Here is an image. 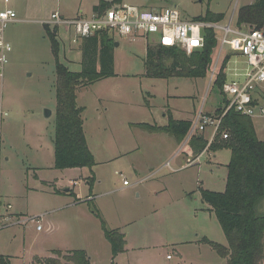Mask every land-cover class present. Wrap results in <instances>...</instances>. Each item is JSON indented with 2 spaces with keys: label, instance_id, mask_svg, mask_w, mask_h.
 <instances>
[{
  "label": "rangeland",
  "instance_id": "374dc122",
  "mask_svg": "<svg viewBox=\"0 0 264 264\" xmlns=\"http://www.w3.org/2000/svg\"><path fill=\"white\" fill-rule=\"evenodd\" d=\"M66 1L61 0V4ZM125 2L156 10L177 6L187 19L209 13L221 14L224 17L217 23L227 26L231 19L237 21L241 7L255 0ZM8 4L16 8L18 19L6 23L3 33L12 49L6 53L7 62L3 75H0V109L9 113L0 119V264H42L41 259L56 257L53 252L56 249L62 250L63 254L85 249L92 256V264H113L115 261L116 264H227L210 244L195 240L207 238L228 243L216 211L202 199L201 191L203 188L219 192L226 190L231 150L203 151L198 161L188 164L187 169H179L177 167L187 163V159L192 161L198 156L186 148L193 136L199 134H189L186 142H180V163L168 159L170 156H161V161L152 164L147 159L158 147L151 145L152 140H148L146 131L137 128L138 145L142 146L139 154H133L130 160L124 156L110 161L113 154L125 147H118L109 131L100 137V121L95 111L98 94L112 97L116 94L129 99L136 90L134 98L137 100L141 92L152 94L150 114L138 112L137 121L153 122V114L158 122L163 123L165 108H171L180 118L192 120L200 112L214 114L224 106L225 96L212 81L210 71L202 78L147 76L145 60L149 46L157 45L154 43L156 35L133 41L115 34L114 74L78 92L83 91L79 96L80 103L90 109L85 115L87 123L84 114L83 119L92 150L97 153V164L92 169H57L54 166L56 57L48 29L43 22L35 20L39 14L51 15L58 4L56 0H48L42 7L44 4L39 0H0V10ZM49 27L51 31L55 30L54 26ZM59 30L60 61L73 71H81L84 67V38L74 43L73 31L69 33L66 26H60ZM217 34L221 36L223 32L218 29ZM118 41L120 45H116ZM218 45L217 41V48ZM229 58L225 67L229 80L235 78L236 72L248 70L245 56L233 53ZM171 62L169 60L167 64ZM113 107H110L111 116L114 115ZM48 111H51L49 116ZM253 120L258 137L264 140V118ZM212 133L210 127L202 134L209 140ZM133 164H136L137 171ZM89 175L95 177L92 188L88 184ZM125 180L132 183L131 187L124 184ZM42 181L44 187H41ZM66 187L72 189L62 193L66 199L79 200L75 194H80L87 202H82L80 208L50 211L65 203V200L56 201L61 198L55 196V192H64ZM91 194L94 198L91 203L100 210L108 228L120 227L126 233L129 251L117 256L115 261L100 219L91 211V216L84 219L80 212V209H90L88 200ZM261 208L264 212V200ZM46 211H50L47 213L49 218L39 222L37 217H27ZM38 224L43 228L38 230Z\"/></svg>",
  "mask_w": 264,
  "mask_h": 264
},
{
  "label": "trees",
  "instance_id": "16d2710c",
  "mask_svg": "<svg viewBox=\"0 0 264 264\" xmlns=\"http://www.w3.org/2000/svg\"><path fill=\"white\" fill-rule=\"evenodd\" d=\"M124 0H99L93 8L94 13L103 12L114 4ZM223 15H199L194 19L218 22ZM237 23L252 28L264 26V0L243 6L238 11ZM53 52L56 57V121H55V163L57 169L75 167L93 168L96 164L94 152L90 149L84 129V107L78 104V92L81 88L114 74V37L106 31L98 32L84 38L83 69L71 70L58 56L59 41L57 29L51 31ZM205 46L188 54L187 51L164 45L149 46L145 60L146 75L156 78L174 76L202 78L206 77L215 62L217 52V33L213 28H205ZM219 74L216 85L222 90L227 80L226 62ZM172 60L170 64L167 61ZM223 93V92H222ZM227 99L225 97V102ZM225 105V104H224ZM224 106L214 114H221ZM210 114V113H208ZM144 129L166 132L182 142L190 133L193 122L186 119H175L172 115L166 125L137 123ZM229 134L223 138V133ZM204 139L203 134L194 135L188 143V151L200 155L206 148L216 151L221 148L231 150L228 164L226 190L219 192L203 188L202 199L216 211L226 235L227 244L210 239L203 242L210 244L227 264H264V212L261 205L264 200V140L258 137L253 118L232 109L223 117L219 132L214 141ZM95 177L90 179L91 184ZM90 203L91 212L100 219L102 229L112 246L113 259L126 250V233L121 228L109 229L100 210ZM55 256L41 259L42 264H92L91 256L85 249L62 252L53 251ZM113 264H116L113 262Z\"/></svg>",
  "mask_w": 264,
  "mask_h": 264
},
{
  "label": "built area",
  "instance_id": "2783aa9c",
  "mask_svg": "<svg viewBox=\"0 0 264 264\" xmlns=\"http://www.w3.org/2000/svg\"><path fill=\"white\" fill-rule=\"evenodd\" d=\"M17 19V12L14 9L0 10L1 76L7 62L6 53L12 49L10 43L4 38V26L8 22L17 21ZM43 22L49 26L68 27L71 33L74 32V43H78L81 38L103 31L109 32L113 37L115 34L127 38L156 35L155 44L177 47L187 51V53H192L205 46V28H213L216 33L219 29L223 34L221 36L217 34L219 45L217 57L210 70L212 81L217 80L223 69L224 61L233 53L245 56L249 68L244 73L236 72L233 80H229L227 74V80L222 86L223 95L227 99L223 111L221 114L200 112L193 122L189 134H202L211 127L213 133L209 139L208 145H210L219 132L223 117L232 109L251 118H264V26L261 28H252L247 25L239 26L237 21L233 22L232 19L227 26H222L217 22L194 18L187 19L177 6L156 10L124 2L103 12H93L89 16L80 15L76 18L63 17L57 11L52 13L49 20ZM8 115V112L0 109V119ZM228 136V133H223V138H228ZM124 184L128 185L129 182L125 180ZM37 228L40 230L43 227L38 224Z\"/></svg>",
  "mask_w": 264,
  "mask_h": 264
},
{
  "label": "crops",
  "instance_id": "0c3cea01",
  "mask_svg": "<svg viewBox=\"0 0 264 264\" xmlns=\"http://www.w3.org/2000/svg\"><path fill=\"white\" fill-rule=\"evenodd\" d=\"M39 1L43 5L48 0H39ZM98 2H99V0H68L64 3V5H62L61 0H56V4H58V8L56 10L52 11L51 15H52V13L58 11V12H60V14L63 17H66V18H76V17H79L80 15L89 16V15L93 14V8L96 4H98ZM123 2L127 3V2H125V0ZM46 5L44 4L42 7H45ZM5 8H12V9L16 10V8L10 4L6 5L3 9H5ZM28 10H30V9H28ZM88 11H90L91 14H89ZM25 12H27V10H25ZM69 13H73L74 14L73 17L69 16L70 15ZM24 15H27V14L24 13ZM42 15L43 14H39V17L35 21L36 22L37 21L43 22V21L49 20L51 18V15H49V16H48V14L46 16H42ZM44 25L46 28H48L47 27L48 24L44 23ZM50 26H52V25H50ZM54 27H55V29H57L56 35H58V33L61 29L59 30V27H56V26H54ZM69 33H71V30H69ZM130 39L133 41L136 40V38H130ZM118 43H119L118 45H120L119 41H118ZM99 82H100V80H99ZM82 92L78 93V104L85 108L84 112H83L84 118H85L86 113L90 109L87 105L81 104L79 101V96L81 95ZM134 96H137L136 90H133L132 95H130L129 99H124L123 97H121L119 95L116 96V94L114 95V97H112V95H104L101 93L96 96V100L99 103L96 105L95 111H96L97 120H99L101 122V123L98 122V134L101 137L102 134H105L109 131L112 134L111 137L114 138L113 140L115 142L117 140L118 147H125L123 150H120V151L116 152L115 154H113L111 156L112 158H110V161H111V159L116 160V159L124 157V156L130 160L134 156L133 154H135V155L139 154V150L142 147L141 145L140 146L138 145V140H137V131L136 130H137V128H139V130L147 132L145 134H147L148 140H152L151 145L158 147V148L153 150V153L151 154L150 159H147L148 163L155 164L157 161H161L160 160L161 156H163V157H166V156L169 157L170 156L168 159H171L172 161L176 160L178 163H180L181 162V160L179 159L180 158V141H178L176 137H174L173 135L166 133V132H157V131L144 129L142 127L137 126L136 124L145 122V123H150L152 125L154 124V125H159V126L162 125L163 126V125L168 124L169 117L171 115L175 119H186V120L189 119L192 122H194L195 119L192 120L191 118H188V119L187 118H180V116L178 117L175 115V113L173 112V110L171 108H165L163 113H162V115L165 117L163 123L158 122L157 118L153 114L151 115V120L153 119L152 120L153 122H150L148 120H138L137 121L136 116H137L138 112L143 113L145 115L150 114L149 109L152 108V105L150 103V97L152 96V94L150 92H147V93L141 92L140 98L138 100L136 98H134ZM112 105L114 106L113 107L114 108V115L113 116L110 115V107ZM85 121H86V118H85ZM86 123H87V121H86ZM86 123L84 122V129H85V133L87 136L89 147L92 150V146H91V143L89 140L90 139L89 138V132L87 130L88 128H87ZM188 136L185 139L189 138ZM154 138H156L157 140H155ZM185 139L182 141V143L186 142ZM204 151H210V150H207V148H206ZM94 155L96 157L97 153L95 152ZM202 155L203 154L197 156L192 161H191V159H187L188 160L187 163L180 164L177 168L187 169L188 167H190V166H188V164L191 165V162L198 161ZM168 162L169 161H167L166 163H168ZM162 165H160V166H162ZM78 168L83 170V168H85V167H78ZM68 169H70V168L63 169V170H68ZM133 169L137 171L136 164L135 165L133 164ZM152 169H155V168L153 167ZM89 176L91 177L90 179L92 180L93 176H91V175H89ZM55 179H57V178H55ZM90 179L88 181V184H89V186L91 185V188H92L93 186L90 182ZM43 181H45V182L47 181L48 183H50V181L52 182L51 179H49V180L44 179ZM131 184L132 183L128 184V185H130L129 187H131ZM44 186L45 185L43 182L41 187H44ZM91 188H90V191H92ZM70 191H72V189ZM62 193H66V192H61V191L55 192V196L61 198V199H56V201L65 200L64 201L65 203L60 205L59 207H57V206L54 207L50 211L56 212L57 210L64 209V208H71V209L72 208H80L82 206L81 205L82 202H87L86 200H82L83 197H81L80 194H75V196H77V198H79V200H72V198L68 200V199H66V197H64V195H62ZM90 196H91V198L89 200H93L94 199L92 197L93 195L91 194ZM50 211H46L44 214H40V215H33V216L27 215V217L28 218L37 217L36 221H40V220L42 221V219H44V218L45 219L49 218V215L47 213H49ZM89 211H91L89 208H87L86 210L80 209V212H81V214H83L84 219H87L89 216H91ZM22 214H24V213H20L19 215H22ZM91 214H92V212H91ZM118 228H120V227H118ZM126 239H127V236H126ZM195 241L196 242H203V240L200 238L196 239ZM127 245H128V239H127ZM127 245H126V250L119 254L120 256H123L124 254H126L129 251ZM176 248L179 250V247H176ZM179 253H180V250H179ZM91 260H92V256H91Z\"/></svg>",
  "mask_w": 264,
  "mask_h": 264
},
{
  "label": "water",
  "instance_id": "95a60500",
  "mask_svg": "<svg viewBox=\"0 0 264 264\" xmlns=\"http://www.w3.org/2000/svg\"><path fill=\"white\" fill-rule=\"evenodd\" d=\"M118 44H119V43L116 42V45H118ZM49 115H51V111H48V112H47V116H49ZM70 190H71L70 187H66V188L63 189L64 192H69Z\"/></svg>",
  "mask_w": 264,
  "mask_h": 264
}]
</instances>
